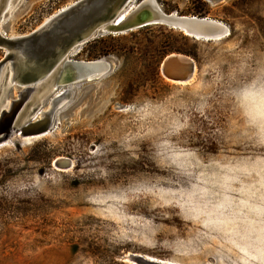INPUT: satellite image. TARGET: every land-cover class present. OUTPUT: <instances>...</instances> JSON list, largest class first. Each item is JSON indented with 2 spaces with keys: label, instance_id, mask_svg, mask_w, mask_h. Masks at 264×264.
<instances>
[{
  "label": "rangeland",
  "instance_id": "1",
  "mask_svg": "<svg viewBox=\"0 0 264 264\" xmlns=\"http://www.w3.org/2000/svg\"><path fill=\"white\" fill-rule=\"evenodd\" d=\"M77 1L10 0L4 31L29 34ZM157 2L230 33L152 25L79 48L73 60L111 72L69 86L47 135L0 147V264H264V0ZM171 54L195 62L191 82L163 76Z\"/></svg>",
  "mask_w": 264,
  "mask_h": 264
},
{
  "label": "water",
  "instance_id": "2",
  "mask_svg": "<svg viewBox=\"0 0 264 264\" xmlns=\"http://www.w3.org/2000/svg\"><path fill=\"white\" fill-rule=\"evenodd\" d=\"M7 1L0 0V50L4 53L0 60V146L14 135L30 138L48 133L68 102L69 86L99 80L111 72L110 60L72 59L82 45L99 36L152 25L167 26L205 42L222 40L230 33L223 22L207 16L166 14L157 0H140L120 23L119 14L133 0H78L31 33L7 36L3 24ZM196 70L195 62L181 54L167 56L160 66L163 76L178 84L191 82ZM11 87L17 92L8 97ZM46 102L49 108L44 111ZM54 167L67 170L73 164L59 158Z\"/></svg>",
  "mask_w": 264,
  "mask_h": 264
},
{
  "label": "bare ground",
  "instance_id": "3",
  "mask_svg": "<svg viewBox=\"0 0 264 264\" xmlns=\"http://www.w3.org/2000/svg\"><path fill=\"white\" fill-rule=\"evenodd\" d=\"M10 5V0H8L7 1V4H6V7H5V10L7 9V7ZM135 8H136V6H135ZM134 8V9H135ZM134 9H132V10H134ZM131 10V11H132ZM130 11V12H131ZM125 12V10H123L120 14H119V20H118V22L117 23H120V22H122V21H124V19L130 14V12H129V14L125 17V15H123V13ZM125 17V18H124ZM228 28V27H227ZM107 34H110V35H117V34H114V33H107ZM99 61V60H98ZM103 61H106V60H102V62ZM57 94H61V90L57 93ZM49 108V104H48V107H47V109ZM47 109H44V111H46ZM43 135H47V133H45V134H43ZM43 135H41V136H43ZM17 136H19V135H17ZM37 137H39V136H37ZM30 138H34V137H30ZM3 145H5V144H3ZM2 146V145H1ZM136 257H140V255H136ZM140 259V258H139ZM144 260V262H146V263H149V264H165L163 261H160V260H156V259H154V258H152V257H149V256H144V258H143ZM157 262V263H156ZM169 262V261H168ZM172 263V262H171Z\"/></svg>",
  "mask_w": 264,
  "mask_h": 264
},
{
  "label": "trees",
  "instance_id": "4",
  "mask_svg": "<svg viewBox=\"0 0 264 264\" xmlns=\"http://www.w3.org/2000/svg\"><path fill=\"white\" fill-rule=\"evenodd\" d=\"M201 13V12H200ZM202 14V13H201ZM203 15V14H202ZM145 28V27H144ZM44 136V135H43ZM39 137H41V136H39ZM39 137H34V138H39ZM26 139V138H25ZM27 139H33V138H27ZM2 146H4V145H2ZM1 147V146H0Z\"/></svg>",
  "mask_w": 264,
  "mask_h": 264
}]
</instances>
